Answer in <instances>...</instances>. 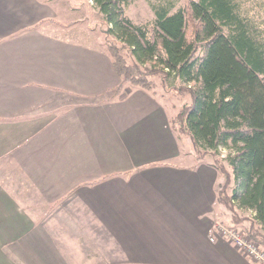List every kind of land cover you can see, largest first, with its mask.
Returning a JSON list of instances; mask_svg holds the SVG:
<instances>
[{
  "label": "crops",
  "instance_id": "1",
  "mask_svg": "<svg viewBox=\"0 0 264 264\" xmlns=\"http://www.w3.org/2000/svg\"><path fill=\"white\" fill-rule=\"evenodd\" d=\"M57 17L0 0V264H259L218 232L250 223L220 203L177 111L118 94L93 31Z\"/></svg>",
  "mask_w": 264,
  "mask_h": 264
},
{
  "label": "trees",
  "instance_id": "2",
  "mask_svg": "<svg viewBox=\"0 0 264 264\" xmlns=\"http://www.w3.org/2000/svg\"><path fill=\"white\" fill-rule=\"evenodd\" d=\"M101 15L104 48L120 79L188 97L171 126L194 157L209 156L222 174L220 203L264 246V24L241 0L150 3L154 18L135 24L128 0H90ZM220 151H225L221 156ZM249 213L251 217L242 214Z\"/></svg>",
  "mask_w": 264,
  "mask_h": 264
},
{
  "label": "rangeland",
  "instance_id": "3",
  "mask_svg": "<svg viewBox=\"0 0 264 264\" xmlns=\"http://www.w3.org/2000/svg\"><path fill=\"white\" fill-rule=\"evenodd\" d=\"M50 5L57 10L58 17L57 20L60 23H80L88 26L93 31V37L104 46L105 41V25L102 23L101 15L95 7H93L90 0H48ZM159 0H128L127 6L125 8V15L135 24H147L153 20L154 15L150 7V3H157ZM174 1L175 9L181 7L184 0H169ZM242 8L246 11L247 15L262 20L264 24V0H241ZM264 26V25H263ZM153 90L157 93L159 97L162 98L166 106H172L175 111H178L182 105L187 103L188 97L184 95H179L174 92H165V90L160 86L159 80L157 78H152ZM135 88L130 84L125 83L122 88L118 91V94L124 93L123 88ZM186 137L182 138L184 142ZM188 143V142H187ZM190 148V147H189ZM190 150V149H189ZM221 156H225V151H220ZM209 157V156H206ZM207 161L208 158H205ZM211 160V158H210ZM212 162V160H211ZM246 217H251V214H242ZM249 222V220H247ZM250 225V224H249ZM247 226V225H246ZM249 227V226H248ZM247 227V228H248ZM240 230V229H239ZM247 233V230L241 229Z\"/></svg>",
  "mask_w": 264,
  "mask_h": 264
},
{
  "label": "built area",
  "instance_id": "4",
  "mask_svg": "<svg viewBox=\"0 0 264 264\" xmlns=\"http://www.w3.org/2000/svg\"><path fill=\"white\" fill-rule=\"evenodd\" d=\"M217 230L248 258L259 264H264V247L252 240L246 232L222 225H217ZM209 240L212 242L214 238L210 237Z\"/></svg>",
  "mask_w": 264,
  "mask_h": 264
}]
</instances>
